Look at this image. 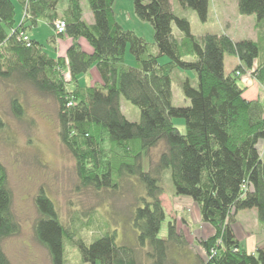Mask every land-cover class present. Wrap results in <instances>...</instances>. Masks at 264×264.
Listing matches in <instances>:
<instances>
[{
    "label": "trees",
    "instance_id": "obj_1",
    "mask_svg": "<svg viewBox=\"0 0 264 264\" xmlns=\"http://www.w3.org/2000/svg\"><path fill=\"white\" fill-rule=\"evenodd\" d=\"M19 0L24 9L21 24L16 22L12 0H0V81L12 86L31 84L42 95L58 103L59 136L77 158L81 185L96 191L116 192L125 178H135L145 191L138 198L131 222L137 244H120L116 232L87 243L77 239L59 217L54 202L42 191L36 198L40 217L35 224L37 240L47 248L52 264H67L66 244L77 248L83 264H264V248L249 253L238 240L234 224L240 212L256 210L264 227V103L244 97L236 72L252 69L264 58V40L234 41L229 35L192 33L188 17L178 15L171 0H131L136 17L149 23L154 42L149 43L133 29L117 21V0H87L93 24L84 19L82 0ZM182 10L191 9L202 23L209 19L212 0H178ZM243 16H255L264 24V0H237ZM63 20L66 31L51 37H69L72 45L66 58L52 56L36 40L24 42L20 36L39 21ZM174 27L180 37L174 32ZM85 39L92 53L80 43ZM130 50L135 64H125ZM235 56L240 65L225 73V56ZM168 57L167 63L160 59ZM67 68L74 85L68 89L60 71ZM93 68L100 83L81 86L79 79ZM192 71L181 82L189 105L173 103V75ZM264 83V61L253 72ZM122 99L140 110V121H130L122 110ZM11 109L21 118L24 110L13 97ZM184 121L185 131L174 123ZM5 121L0 115V132ZM164 143L159 159L148 171L143 167L145 151ZM169 170L177 196L190 197L199 207L202 221L215 233L199 240L207 259L192 254L185 234L175 222L168 223V235L160 232L167 214L161 197L162 180ZM143 203V206L140 205ZM12 212V195L7 173L0 163V264H12L2 243L18 234ZM149 262L141 260L140 254ZM182 254H185L182 256Z\"/></svg>",
    "mask_w": 264,
    "mask_h": 264
},
{
    "label": "rangeland",
    "instance_id": "obj_2",
    "mask_svg": "<svg viewBox=\"0 0 264 264\" xmlns=\"http://www.w3.org/2000/svg\"><path fill=\"white\" fill-rule=\"evenodd\" d=\"M12 1L18 9L17 15L20 17L22 7L18 0ZM126 1L131 4L132 8L130 9V5L129 8L128 5H117L115 10L117 16L122 20L132 19L128 24L129 27L146 35V40L153 43L154 38L150 36V30L154 34L152 26L139 20L134 13L132 1ZM171 2L178 15L191 19L192 33L198 37L209 33H228L238 39L247 34L255 37L256 35L261 36L263 33L264 24L255 25L252 20L241 18L243 15L237 10L235 0H212L209 19L206 23L200 22L193 10H182L178 0H171ZM86 5L90 10L87 1ZM193 14L197 18L196 22H192L194 21ZM140 24H144L142 25L145 27L144 30L140 28ZM45 28L42 27L38 32L33 31L32 33L37 32L43 38L47 51L55 55V49L47 39L49 36L48 27ZM174 32L179 33L175 27ZM54 33L57 36V33ZM23 34L31 39L28 33ZM83 40L87 42V40ZM263 40L264 38L261 41ZM226 57L229 58L230 55L226 54ZM168 61V57L160 59L161 64ZM130 63L134 65L135 59L128 49L125 64ZM229 67L230 64L227 63V69ZM60 73L67 82L68 89L72 90L74 85L71 82L67 61ZM240 73L242 74V72ZM185 78H190L192 85L197 87V77L194 72L181 70L175 72L172 84L175 106L189 105V101L185 99L180 87ZM239 81H241L240 76ZM89 83H91L90 78H81V85L85 86ZM95 84L96 82H93L92 85ZM13 97L19 98L23 106L24 113L21 118L16 117L12 112L11 100ZM262 102L264 103V101ZM121 103L126 117L130 121L139 122L140 110L125 99H122ZM58 108V103L53 97L40 94L29 83L20 82L18 85L12 86L7 81H0V115L5 121V128L0 132V163L7 173V183L12 195V212L20 228L18 234L2 243L12 264H52L47 248L37 240L35 235V224L40 217L36 198L42 191L54 202L63 224L69 231L75 233L77 239L91 243L107 232H116L118 243L137 244V232L133 228L131 216L134 208L139 204L138 198L145 196L143 187L135 178L129 177L120 182V187L116 192L113 190L96 191L83 187L78 175L77 158L62 143L59 136ZM173 121L181 127L182 131H185L182 119L176 118ZM164 148V143H161L156 148L144 152L143 167L145 171H148L159 159ZM260 150L264 157V143ZM162 186L164 194L161 199L167 220L164 222L159 236L167 237L168 223L173 221L179 231L185 234L186 239L188 238L190 247L207 259V254L205 255L203 251L196 248L199 245V240L203 239L200 237V232H195L199 223L197 220L198 205L196 203V207L190 205L188 202H193L190 197L175 194L169 170L163 175ZM140 205L143 206V203L140 202ZM246 212H250V210L242 211L241 217H239L240 222L237 224L239 234L242 238L255 235L257 240L264 245V227L259 224L254 214ZM184 255L182 254V256ZM140 258L144 263L148 262L144 257V251H141ZM175 258L178 260L180 258L182 264H191L188 258H181L179 255H176ZM66 261L67 264H83L79 251L70 242L66 244Z\"/></svg>",
    "mask_w": 264,
    "mask_h": 264
},
{
    "label": "crops",
    "instance_id": "obj_3",
    "mask_svg": "<svg viewBox=\"0 0 264 264\" xmlns=\"http://www.w3.org/2000/svg\"><path fill=\"white\" fill-rule=\"evenodd\" d=\"M86 1L87 0H82V7H83V10H84V19L87 21V23L89 24H93L94 22V17H93V14L90 10H88V6L86 5ZM19 2V0H18ZM68 0H63L62 3L60 4L59 6V13L60 14H63L67 8H68ZM14 3V2H13ZM20 3V2H19ZM88 3V1H87ZM15 4V3H14ZM21 5V4H20ZM89 5V4H88ZM117 5H128V8H129V5H130V9L132 8L131 4H129L126 0H122V1H119L117 0L115 5H114V9L116 10V6ZM235 6L238 10V2L237 0H235ZM21 10H20V17H18L17 15V12H18V9L17 7L15 6V9H16V22L18 24H21V22L23 21V16H24V13L22 14V11L24 12V9H23V6L21 5ZM131 16V15H130ZM246 17V18H245ZM249 17V18H248ZM192 18L194 21L192 22H196L197 21V18L195 17V14L192 15ZM241 18H244V19H249V20H252L255 25L258 23L257 21V18L255 16H241ZM131 20L130 18L128 19H125V20H122L120 17L117 16V21L124 27V28H129V29H133L138 35L144 37L145 39H147L146 35L142 34V33H139L138 31H136L134 28H131L129 27L128 24L131 23ZM191 20V19H190ZM139 23V22H137ZM144 24H140V28L142 30L145 29L144 26H142ZM192 26V24H191ZM42 27H46L45 29H47L48 27V37L47 39H50L51 37H54L55 36V33H54V29L53 27L46 21H39L38 25L29 30L27 33L28 35L31 37V39L33 40H36L38 41L39 43H41L42 45H44V41H43V38L37 33L39 29H41ZM147 30V29H146ZM33 31H37L35 32L34 34L32 33ZM148 34H149V31L147 30ZM262 34L261 36H251L250 35H245L243 36L242 38H238L236 39L233 35L231 34H228L234 41H241V40H253V41H261L263 38H264V29H262ZM179 37L181 36L180 33H176ZM150 36H152L154 38V34L153 32L150 30ZM203 36V35H202ZM79 43L82 47V49L87 52V53H92V48L91 46L85 42L83 39H80L79 40ZM54 49H55V55H52L56 58H60V57H66L67 55V50L68 48L72 45V39L69 38V37H60L58 38L56 44H53V43H50ZM45 46V45H44ZM47 50V49H46ZM264 61V58L262 59H259L257 61H255V64H254V67L252 69H246L244 72H242V74L240 75L241 77V81H240V84L241 86L244 88V96L246 99L248 100H262L264 101V83L261 84L253 75V72L255 71V69ZM227 63L230 64V67L229 69H227ZM130 65H132L130 63ZM240 65V61L237 57L235 56H230L229 58H227L225 56V73L226 74H230L233 70H235L238 66ZM251 73V74H250ZM83 77H86L87 78H90L91 79V83H89V86H91L93 84V82H96V83H100L101 82V78H100V75L99 73L97 72L96 68H93L88 74L86 75H83L82 77H80L79 79V84L81 85V78ZM83 86V85H81ZM181 128V127H180ZM190 205H194L195 207L197 206L195 204V202H188ZM198 207V206H197ZM199 209V207H198ZM242 212H240L237 216V220H236V223L234 224V232H235V235L236 237L238 238V240L241 242V244L243 245V247L249 252V253H252V254H256L258 249L259 248H264V245L262 243L259 242V240H257L256 236L255 235H249V236H242L239 234L238 230H237V224H239L240 222V219L239 217H241ZM246 213H252L255 215L256 219H257V211L256 210H250V212H246ZM197 220H198V229L195 231V232H200L201 235L200 237L203 238V239H206V238H209L210 236H212L214 233H215V230L214 228L207 224V223H204L202 221V218H201V214H200V210H199V214L197 216ZM258 221V219H257ZM200 228V229H199ZM244 230V229H243ZM245 232V230H244ZM199 237V238H200ZM196 238V237H195ZM188 239V238H187ZM189 242V240H188ZM196 248H198L199 250L203 251L204 254L206 255V252L202 249L201 246H196ZM192 249V247H190V250ZM191 251L192 254H198L201 258L204 259V257L202 255L199 254V252H197L195 249H192ZM196 251V252H195ZM193 254V255H194ZM191 264H193V262L190 261Z\"/></svg>",
    "mask_w": 264,
    "mask_h": 264
},
{
    "label": "built area",
    "instance_id": "obj_4",
    "mask_svg": "<svg viewBox=\"0 0 264 264\" xmlns=\"http://www.w3.org/2000/svg\"><path fill=\"white\" fill-rule=\"evenodd\" d=\"M66 31V23L63 21V20H57L55 22V32L57 33V35H61L63 33H65ZM20 38L24 41V42H30L31 39L26 36L25 34H21ZM237 76H240L241 73L240 72H237L236 73Z\"/></svg>",
    "mask_w": 264,
    "mask_h": 264
}]
</instances>
